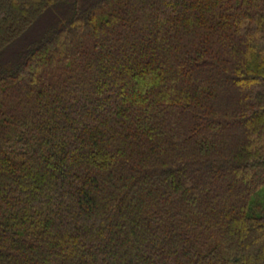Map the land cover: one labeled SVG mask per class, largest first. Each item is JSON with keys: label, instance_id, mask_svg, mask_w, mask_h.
Wrapping results in <instances>:
<instances>
[{"label": "trees", "instance_id": "16d2710c", "mask_svg": "<svg viewBox=\"0 0 264 264\" xmlns=\"http://www.w3.org/2000/svg\"><path fill=\"white\" fill-rule=\"evenodd\" d=\"M264 0H0V264H264Z\"/></svg>", "mask_w": 264, "mask_h": 264}, {"label": "rangeland", "instance_id": "374dc122", "mask_svg": "<svg viewBox=\"0 0 264 264\" xmlns=\"http://www.w3.org/2000/svg\"><path fill=\"white\" fill-rule=\"evenodd\" d=\"M260 204L264 205V189L252 199L253 207L260 205Z\"/></svg>", "mask_w": 264, "mask_h": 264}]
</instances>
